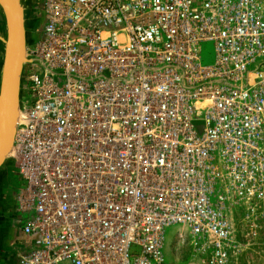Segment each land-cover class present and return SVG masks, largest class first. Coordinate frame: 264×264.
Returning a JSON list of instances; mask_svg holds the SVG:
<instances>
[{
    "label": "built area",
    "instance_id": "2783aa9c",
    "mask_svg": "<svg viewBox=\"0 0 264 264\" xmlns=\"http://www.w3.org/2000/svg\"><path fill=\"white\" fill-rule=\"evenodd\" d=\"M43 15L30 53L58 74L26 75L17 264H174V224L192 261L230 264L236 207L264 217V0H44Z\"/></svg>",
    "mask_w": 264,
    "mask_h": 264
},
{
    "label": "water",
    "instance_id": "95a60500",
    "mask_svg": "<svg viewBox=\"0 0 264 264\" xmlns=\"http://www.w3.org/2000/svg\"><path fill=\"white\" fill-rule=\"evenodd\" d=\"M35 0H0V191L7 169L18 155L16 134L28 123L25 93L26 75L32 65L57 75L39 57L30 53L40 29L34 24ZM40 20H44L43 13Z\"/></svg>",
    "mask_w": 264,
    "mask_h": 264
},
{
    "label": "rangeland",
    "instance_id": "374dc122",
    "mask_svg": "<svg viewBox=\"0 0 264 264\" xmlns=\"http://www.w3.org/2000/svg\"><path fill=\"white\" fill-rule=\"evenodd\" d=\"M212 53L211 42L202 43V58L204 63L212 61ZM8 169L15 177L17 174L16 167L10 166ZM16 177V180L20 184L21 179L18 175ZM211 200L213 201V198ZM241 214L242 208L236 207L233 222L236 239L240 243V246L232 253L230 264H264V217L245 218ZM22 216L25 218L24 214ZM179 232H182V229L177 224L165 228L163 241L165 260L174 264H198L191 259L190 246L187 240L183 242L178 238Z\"/></svg>",
    "mask_w": 264,
    "mask_h": 264
},
{
    "label": "flooded vegetation",
    "instance_id": "af4514ba",
    "mask_svg": "<svg viewBox=\"0 0 264 264\" xmlns=\"http://www.w3.org/2000/svg\"><path fill=\"white\" fill-rule=\"evenodd\" d=\"M43 4L44 0H35V9L33 10L34 24L40 30L43 24V21L40 20ZM0 22L5 25L1 12ZM16 176L14 177L8 169L6 184L0 191V264H17L29 249L21 232L25 218L22 216L23 213L18 204L20 184L16 180Z\"/></svg>",
    "mask_w": 264,
    "mask_h": 264
}]
</instances>
